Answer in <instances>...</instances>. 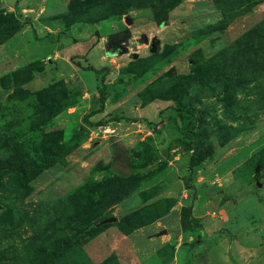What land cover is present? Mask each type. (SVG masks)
Returning a JSON list of instances; mask_svg holds the SVG:
<instances>
[{
	"label": "rangeland",
	"instance_id": "rangeland-1",
	"mask_svg": "<svg viewBox=\"0 0 264 264\" xmlns=\"http://www.w3.org/2000/svg\"><path fill=\"white\" fill-rule=\"evenodd\" d=\"M0 264H264V0H0Z\"/></svg>",
	"mask_w": 264,
	"mask_h": 264
},
{
	"label": "trees",
	"instance_id": "trees-1",
	"mask_svg": "<svg viewBox=\"0 0 264 264\" xmlns=\"http://www.w3.org/2000/svg\"><path fill=\"white\" fill-rule=\"evenodd\" d=\"M178 4V1L170 3L169 6H165L163 7L160 12L157 13L156 18L157 21L160 22L161 24H167L168 23V15L169 12ZM35 31V29H34ZM34 37H37V34L35 33ZM106 99V94H105V90L101 89V106H100V110L101 108H103L104 105V101ZM184 104L180 103L178 106V110H179V116L184 124V131L186 132V134L188 135L189 138L193 139V140H197L196 137V132L193 129L192 126V119L188 118V115L186 114L185 110L183 109ZM196 143V147H197ZM205 157V153H197V149L194 151V154L192 155L191 159H190V168H193L194 166H196L199 162H201ZM203 234V231L201 230V235ZM199 238V236H196V239Z\"/></svg>",
	"mask_w": 264,
	"mask_h": 264
},
{
	"label": "crops",
	"instance_id": "crops-1",
	"mask_svg": "<svg viewBox=\"0 0 264 264\" xmlns=\"http://www.w3.org/2000/svg\"><path fill=\"white\" fill-rule=\"evenodd\" d=\"M94 52V51H93Z\"/></svg>",
	"mask_w": 264,
	"mask_h": 264
}]
</instances>
